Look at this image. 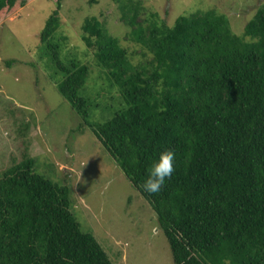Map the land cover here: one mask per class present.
Here are the masks:
<instances>
[{"label":"trees","instance_id":"1","mask_svg":"<svg viewBox=\"0 0 264 264\" xmlns=\"http://www.w3.org/2000/svg\"><path fill=\"white\" fill-rule=\"evenodd\" d=\"M60 1L38 32L39 49L62 71L53 82L149 203L174 264H264V3L235 33L214 9L166 24L140 0H117L133 39L151 53L147 66L133 65L116 36L85 16L82 39L123 101L90 121L78 93L86 66L62 63L52 38ZM24 2L0 0V12ZM166 150L174 172L149 194L141 185ZM68 190L29 156L0 171V264H112L78 224Z\"/></svg>","mask_w":264,"mask_h":264},{"label":"rangeland","instance_id":"2","mask_svg":"<svg viewBox=\"0 0 264 264\" xmlns=\"http://www.w3.org/2000/svg\"><path fill=\"white\" fill-rule=\"evenodd\" d=\"M145 14L171 24L178 14L214 9L231 30L264 0H140ZM55 0H25L0 12V171L27 156L33 169L68 186L69 208L82 230L90 231L112 264H174L167 239L147 200L82 122L54 79L62 76L39 47L38 32ZM52 34L64 64H85L78 93L87 98V119L102 121L123 105L106 70L82 39L80 24L95 16L116 36L133 65L149 64L151 53L133 39L120 18L117 0H61ZM144 14L137 17L144 25ZM141 19V20H140ZM12 58L9 65L4 59Z\"/></svg>","mask_w":264,"mask_h":264},{"label":"clouds","instance_id":"3","mask_svg":"<svg viewBox=\"0 0 264 264\" xmlns=\"http://www.w3.org/2000/svg\"><path fill=\"white\" fill-rule=\"evenodd\" d=\"M175 154L171 150H166L159 155L158 160L151 166L147 178L141 185L143 190L149 194H158L167 178L174 172Z\"/></svg>","mask_w":264,"mask_h":264}]
</instances>
